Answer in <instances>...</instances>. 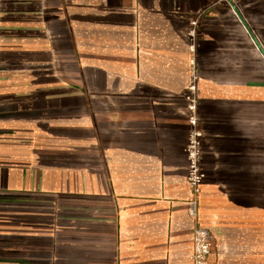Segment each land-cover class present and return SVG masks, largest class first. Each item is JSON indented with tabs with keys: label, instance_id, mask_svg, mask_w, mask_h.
<instances>
[{
	"label": "crops",
	"instance_id": "crops-1",
	"mask_svg": "<svg viewBox=\"0 0 264 264\" xmlns=\"http://www.w3.org/2000/svg\"><path fill=\"white\" fill-rule=\"evenodd\" d=\"M191 45L209 262L264 264V0H0V264H191Z\"/></svg>",
	"mask_w": 264,
	"mask_h": 264
},
{
	"label": "built area",
	"instance_id": "built-area-1",
	"mask_svg": "<svg viewBox=\"0 0 264 264\" xmlns=\"http://www.w3.org/2000/svg\"><path fill=\"white\" fill-rule=\"evenodd\" d=\"M218 2H227V0H215ZM190 36L193 38L194 32ZM194 45L190 46L191 59L190 66V83L187 88V122L190 126V133L187 145L184 149L187 158V212L193 220L192 230V251L189 257L191 264H210L209 256L212 252V242L208 231L200 225L198 219L199 201L201 196V187L205 180V174L201 167L202 141L203 132L200 129L197 105V83L198 71L194 57Z\"/></svg>",
	"mask_w": 264,
	"mask_h": 264
},
{
	"label": "water",
	"instance_id": "water-1",
	"mask_svg": "<svg viewBox=\"0 0 264 264\" xmlns=\"http://www.w3.org/2000/svg\"><path fill=\"white\" fill-rule=\"evenodd\" d=\"M241 22L243 23V21L241 20ZM258 47V46H257ZM259 48V47H258ZM263 55H264V53H263Z\"/></svg>",
	"mask_w": 264,
	"mask_h": 264
}]
</instances>
